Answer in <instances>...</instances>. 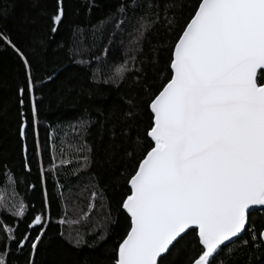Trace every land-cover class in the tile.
<instances>
[{
  "label": "snow or ice",
  "instance_id": "obj_1",
  "mask_svg": "<svg viewBox=\"0 0 264 264\" xmlns=\"http://www.w3.org/2000/svg\"><path fill=\"white\" fill-rule=\"evenodd\" d=\"M82 2L85 20L69 21L50 70L41 50L68 20L65 0H54L51 11L36 0L47 31L33 28L26 48L0 27V50L11 49L25 70L16 115L0 101V123L17 120L23 172L31 173L33 155L39 164V189L29 183L28 191L42 194L37 210L0 192V264L21 255L25 264H44L38 256L53 245L58 264H100L73 256L113 236L109 264H174V255L182 264H239L238 252L264 251V222L252 218L264 214V0H115L96 19L99 0ZM9 11L0 9V17ZM161 27L168 39L158 38ZM149 71L162 73L158 82ZM125 84L137 95L121 97L127 108L119 116L85 109L49 126L41 144L39 103L102 101L107 89ZM141 92L143 108L135 102ZM117 151L125 161L119 173L104 168ZM10 171L0 156V175L6 180Z\"/></svg>",
  "mask_w": 264,
  "mask_h": 264
},
{
  "label": "trees",
  "instance_id": "obj_2",
  "mask_svg": "<svg viewBox=\"0 0 264 264\" xmlns=\"http://www.w3.org/2000/svg\"><path fill=\"white\" fill-rule=\"evenodd\" d=\"M48 5V10H52L54 0H45ZM101 4L100 10H94L92 19H96L101 16L104 12L108 11L105 5L111 6L115 3V0H99ZM191 2V0H189ZM36 0H0V9H10L7 18L0 17V27L8 28L13 35V39L18 43L19 46L26 48L29 42V37L32 33V29L36 27H43L47 31L48 21L40 16V10L35 7ZM15 5L14 8L11 6ZM65 6L68 11V20L65 21L64 26L61 27L60 31L55 34L54 38L45 37L48 41L47 50H41L43 57L49 62V70L51 61L54 60L55 54L58 49V45L63 41L67 35L68 23L71 20H85L83 14V2L82 0H65ZM79 11V15H77ZM38 21L37 25L32 24V20ZM27 20L26 24H21V21ZM160 36L158 38L168 39L163 34V28L158 29ZM167 53H161L159 69H163V61ZM34 69L36 65H33ZM152 67V66H149ZM75 72V70H74ZM39 82L40 76L43 75V69L34 73ZM162 73L158 71H149L148 75L150 82H158ZM25 79V70L22 63L11 51V49L0 50V101L10 102L12 104V116L16 115V89L17 86L22 84ZM129 83H131V77H129ZM47 89L44 93L37 91L36 95L39 101L41 95H46ZM106 99H92L83 96H71L63 102L49 103L47 99L43 103H39V115H38V128L40 141L42 145L47 144V134L50 130L49 126L57 127L59 122H70L75 121L80 115H82L87 109L89 113L95 116V109L101 107L105 114L108 115L112 109H116V115L119 116L123 110H126L127 105L123 102L121 97L125 99L135 97L137 95L136 89H129L128 85L125 84L119 91L115 89L106 90ZM140 98L135 102L143 108V99L145 98L143 93H139ZM25 111L29 113V121L31 122L30 106L27 102L25 103ZM146 122V121H145ZM29 137L27 143L30 148V153L33 149L34 138L31 135L32 129H29ZM133 138H135V131L133 130ZM66 151L70 149L66 146ZM0 156L8 158L9 167L11 171L7 173L5 180L3 175H0V192H3L6 199L9 202L13 200L18 202L20 199H24L26 203L35 204L37 210L40 209L42 194L39 190L35 192L28 191L29 183H37L39 189V164L35 156H32V171L30 174L23 172L22 168V156H21V142L18 137V123L16 119H12L9 122L0 123ZM44 167L50 166L48 151L45 148L43 156ZM125 163L123 153L117 151L113 157L111 163H104V168L109 171L119 173L123 170V164ZM48 190L50 195L55 201L57 199L56 189L53 186L51 176L47 177ZM53 221L58 218L59 208L54 202L53 205ZM253 220H260L263 222L264 214L254 215ZM9 223H12L11 220ZM23 225H21V231ZM58 230L57 226H53V231ZM117 237L113 236L109 239L106 244L97 248L94 252L89 249H85L83 253L73 256L75 261L77 258L83 260L85 255L98 257L100 264H109L108 258L105 255V249H111L115 243ZM48 242L45 241V244ZM15 247V246H13ZM61 250L53 245L47 252L41 250L38 260H43L44 264H58L61 259ZM174 261V264H182V258L173 256L170 258ZM237 259L239 264H264V251H257L252 249L244 250L243 252L237 253ZM12 264H25V257L23 255L12 258Z\"/></svg>",
  "mask_w": 264,
  "mask_h": 264
},
{
  "label": "water",
  "instance_id": "obj_3",
  "mask_svg": "<svg viewBox=\"0 0 264 264\" xmlns=\"http://www.w3.org/2000/svg\"><path fill=\"white\" fill-rule=\"evenodd\" d=\"M263 222H264V218H263Z\"/></svg>",
  "mask_w": 264,
  "mask_h": 264
}]
</instances>
